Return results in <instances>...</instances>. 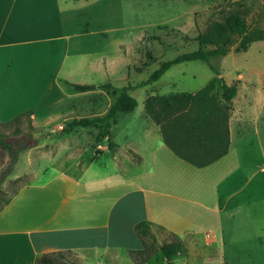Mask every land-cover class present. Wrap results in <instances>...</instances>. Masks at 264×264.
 <instances>
[{"label":"crops","instance_id":"crops-1","mask_svg":"<svg viewBox=\"0 0 264 264\" xmlns=\"http://www.w3.org/2000/svg\"><path fill=\"white\" fill-rule=\"evenodd\" d=\"M128 28L123 0H0V125L32 111L35 133H44L27 148V181L0 210V264H36L40 255L58 251L78 264H135L133 253L145 248L137 231L142 221L156 237L158 230L178 236L193 254L201 239L208 244L214 236L204 228L207 210L220 209L209 206L208 193L220 194L237 176L234 132L260 129L264 77L253 66L228 82L239 87L231 103L230 151L206 167L176 155L154 120L127 128L125 144L112 136L113 125L109 131L92 126L96 131L84 142L79 128L91 126L67 132L65 124L104 116L113 104L96 111L99 95H109L103 85L116 87L107 79L129 73ZM71 83L96 87L77 92ZM86 95L95 97L83 116L85 105L77 101ZM67 96L72 102L62 104ZM54 131L68 135L58 143Z\"/></svg>","mask_w":264,"mask_h":264},{"label":"rangeland","instance_id":"rangeland-1","mask_svg":"<svg viewBox=\"0 0 264 264\" xmlns=\"http://www.w3.org/2000/svg\"><path fill=\"white\" fill-rule=\"evenodd\" d=\"M123 5L129 26L124 41L127 52H123L131 64L127 69L128 79L122 73L112 74L107 80L112 81L116 87L112 84L104 86L103 89L109 95L105 98L98 94L101 101H95L96 105L99 104V108L94 106L96 111L103 110L109 101L114 102L118 88L147 80L161 61L198 50L199 32L207 33L215 21L223 20L232 12L241 13L250 28H264V0H123ZM239 47L238 36L229 54L213 60L220 75L207 62L190 60L175 64L154 83L134 85L135 88L129 90V93L136 98L138 105L134 111L118 115V122L121 123L113 124L112 136L116 141L125 144L129 140L127 128L132 126L137 130L145 124L155 123L146 115L145 98L148 92H196L215 77L223 76L226 82H231L239 72L246 76L253 66L264 77V40L251 43L246 50L239 51ZM113 56H119L115 49ZM220 83L221 81L216 89L218 95L221 92ZM64 87L68 89L67 86ZM93 97L95 96L86 95L77 101L79 105H85L84 109L79 110L81 115L87 116L92 112ZM68 98L67 96L62 104L72 102ZM101 104L104 106L100 108ZM59 122H64V119L55 120L52 127ZM17 129L19 132H16ZM79 129L84 142H90L88 131H96L92 126L89 128L91 130L82 127ZM0 131L15 142H27L25 134L39 141L44 136V133H35L26 117L10 125H0ZM51 134L52 141L58 143L68 135L56 131ZM28 150L23 146L15 155L6 152L3 162L0 163V189L5 192V198H9V194L27 181L25 172L28 166ZM234 156L237 157L240 168L232 185L221 189L220 194L217 191L216 195L212 194L211 189L208 193L209 206L220 209L219 212L211 208L207 210L209 223L204 228L214 236L208 239V244L201 239L199 252L196 254L184 249L182 254L174 257L177 264H264V115L258 131L254 127L239 134L234 132ZM49 160L51 158L42 165L49 163ZM157 232L155 240L151 237L145 239L146 252L133 253L135 264H166L160 246L171 241L172 236L161 230ZM71 257L69 254L66 258L77 262Z\"/></svg>","mask_w":264,"mask_h":264},{"label":"trees","instance_id":"trees-1","mask_svg":"<svg viewBox=\"0 0 264 264\" xmlns=\"http://www.w3.org/2000/svg\"><path fill=\"white\" fill-rule=\"evenodd\" d=\"M238 36L240 37L238 50H246L251 43L264 40V28H250L241 13L232 12L223 20L215 21L207 33L199 32L198 50L161 61L159 67L150 77L136 86L158 81L175 64L190 60H203L220 75L221 73L215 67L213 60L229 54ZM219 81H221L220 95L216 93ZM71 85L77 92L92 90L96 87L94 84L71 83ZM107 86H111V84H107ZM134 88L135 86L131 84L121 87L115 101L104 116L74 119L67 123L64 130L70 132L77 126H96L101 131H109L113 124L118 123L120 113H128L136 109L138 101L129 93V90ZM238 91L237 83H228L223 76H220L213 78L196 92L150 95L145 101V107L147 114L160 126L165 143L176 155L196 167H206L230 151L231 103ZM31 114L32 111H26L10 123L2 125L18 122L22 117H26L31 122ZM31 127L34 128L32 123ZM16 132L19 130L17 129ZM26 138L27 142L25 143L15 142L0 131V163L3 162L6 152L15 155L19 148L23 146L30 148L37 144L34 137L25 134ZM4 196L5 192L0 189V210L9 199ZM137 231L145 239L147 237L154 240L157 238L147 221L138 223ZM183 250L184 243L176 235H173L171 241L160 246L166 264H176L174 257L181 254ZM144 252H146V241L145 248L135 253ZM66 257H68L67 253L63 251L44 253L38 257L36 264H78Z\"/></svg>","mask_w":264,"mask_h":264},{"label":"built area","instance_id":"built-area-1","mask_svg":"<svg viewBox=\"0 0 264 264\" xmlns=\"http://www.w3.org/2000/svg\"><path fill=\"white\" fill-rule=\"evenodd\" d=\"M100 147H101V146H100ZM100 147H99V148H100Z\"/></svg>","mask_w":264,"mask_h":264}]
</instances>
